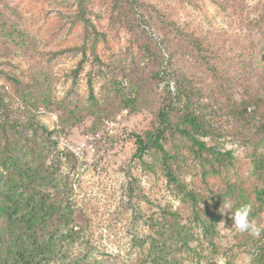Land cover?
<instances>
[{
	"label": "rangeland",
	"instance_id": "374dc122",
	"mask_svg": "<svg viewBox=\"0 0 264 264\" xmlns=\"http://www.w3.org/2000/svg\"><path fill=\"white\" fill-rule=\"evenodd\" d=\"M119 1L86 0L95 36L79 19L78 0H0L6 52L0 69L50 92L49 106L34 109L0 73V94L15 110L9 113L29 109L53 131L33 135L35 155L52 180H42L41 188L71 212L61 233L74 232L52 264H157L158 242L169 245L168 256L179 264H216L218 257L225 264H258L262 233L238 231L219 210L224 201L230 211L248 205L250 221L264 227V203L257 199L264 175L253 163L255 154L264 155L256 129L264 120V0H138L136 14L127 16ZM157 42L167 48L161 52ZM180 75L199 93L204 106L197 110L221 134L204 140L235 157L234 167L205 175L208 155L167 133L163 145L176 156L177 178L199 195L196 206L166 178L161 152L136 155L138 136L158 125L156 112L174 97ZM134 85L140 94L132 109L119 89ZM93 131L103 136L87 154L90 167L80 172V161L59 138L78 142ZM172 214L189 227L188 246L169 233ZM221 220L225 227L217 225ZM202 221L213 222L210 232Z\"/></svg>",
	"mask_w": 264,
	"mask_h": 264
},
{
	"label": "trees",
	"instance_id": "16d2710c",
	"mask_svg": "<svg viewBox=\"0 0 264 264\" xmlns=\"http://www.w3.org/2000/svg\"><path fill=\"white\" fill-rule=\"evenodd\" d=\"M137 1L120 0L118 7L122 10L121 15L136 14L134 5ZM78 10L79 19L85 23L88 30L91 28L96 34L94 24L87 17L86 0H78ZM170 24L174 22L170 21ZM4 36V33L0 32V41ZM156 48L162 52V49L167 47L157 42ZM3 50L0 43V57L1 54L6 53ZM0 73H3L11 82L18 98L25 104L31 105L34 109L42 105L49 106L51 102L49 87H45L46 91L42 90L43 86L37 89L32 85L33 83L29 84L14 73L10 74L4 69H0ZM175 79L177 81L174 84L176 89L174 97L166 106L157 110L158 125L154 127V130L148 131L145 138L138 136L136 155L141 157L150 148L161 152L166 178L182 192L185 198L192 201L193 206H196L199 195L189 189L184 181L177 178L171 164L176 156L167 151L163 145L167 133L179 134L189 142L190 148L195 153L201 156L208 155L205 159L208 166L204 172L205 175L219 174L223 169L234 167L235 157L231 150H222L216 144L209 145L204 140L205 137L221 134L213 121L207 119L202 110H197L204 105L197 98L199 94L197 90L186 85L185 81L189 80L181 75ZM42 83L46 85L47 80ZM119 90L123 93L125 105L135 109V103L139 100V85L130 86L127 90L126 88ZM5 98L0 94V264H52L56 254L61 251L67 241L72 239L74 232L73 229H67L65 234L61 233V230L70 222L71 212L62 207L60 202L53 200L46 193L47 191L41 188V184L46 181L49 184L52 180H49V175L45 173L47 169L44 167V159H39L35 155L36 146L33 143V135L43 131L48 136H52L53 131H49L44 124L37 121L36 115L29 109L27 112L24 111V115L18 116L12 107L7 108ZM247 106L249 105L244 107V112ZM11 110L14 112L9 113ZM115 117H105L103 124ZM259 126H256L258 134L264 138V120ZM253 163L254 168L264 175V155L255 154ZM262 182L263 186L257 190V199L263 204L264 179ZM233 188L231 185L230 190ZM228 194L225 192L222 200ZM57 214H59L58 221H56ZM215 218L220 217L217 215ZM202 224L205 231L210 232L213 228L212 221H202ZM166 225L172 237H176L188 246L190 229L187 225H180L175 220L174 214ZM259 228H261L262 237L260 244L256 247L254 259L258 264H264V227ZM155 246L157 264H160L159 260L161 264H179L177 260L168 256V244L158 242Z\"/></svg>",
	"mask_w": 264,
	"mask_h": 264
},
{
	"label": "built area",
	"instance_id": "2783aa9c",
	"mask_svg": "<svg viewBox=\"0 0 264 264\" xmlns=\"http://www.w3.org/2000/svg\"><path fill=\"white\" fill-rule=\"evenodd\" d=\"M120 116L117 118H120ZM102 136L103 135L100 131H93L86 133L80 141L72 142L63 135L59 138V142L63 145L65 150L70 152L80 161L79 171L84 172L90 167V161H87V154L94 153L97 150V146L102 139Z\"/></svg>",
	"mask_w": 264,
	"mask_h": 264
},
{
	"label": "clouds",
	"instance_id": "9594fccd",
	"mask_svg": "<svg viewBox=\"0 0 264 264\" xmlns=\"http://www.w3.org/2000/svg\"><path fill=\"white\" fill-rule=\"evenodd\" d=\"M231 209L232 205L224 201L219 211L221 214L226 213L231 217V219L234 221L233 225L238 231L250 232L253 236L260 235L261 228H259L254 221H250L249 219L251 209L248 205H241L234 211H230ZM217 225H223L225 227V222L221 220ZM216 264H225L224 258L218 257L216 260Z\"/></svg>",
	"mask_w": 264,
	"mask_h": 264
}]
</instances>
